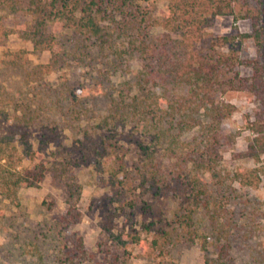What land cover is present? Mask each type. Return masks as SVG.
Here are the masks:
<instances>
[{
    "label": "trees",
    "instance_id": "16d2710c",
    "mask_svg": "<svg viewBox=\"0 0 264 264\" xmlns=\"http://www.w3.org/2000/svg\"><path fill=\"white\" fill-rule=\"evenodd\" d=\"M151 1L0 0L3 9L30 17L19 35L30 41L35 51L51 54L47 62L27 67L25 61H30L21 52L13 53L7 61L25 68L29 87L21 99L7 95L13 103L14 119L0 135V194L16 202L21 188L39 187L50 173L64 186L68 222L78 221L82 186L75 169L83 164L100 171L107 167L111 187L143 194L155 191L158 198L172 192L175 197L171 219L155 202L143 200L141 226L144 232L155 234L151 242L155 249L177 240L199 244L205 254L212 247L219 248L220 257L207 256L206 264H221L237 228L231 215L234 208H240L239 217L244 222L253 216L264 218V201L244 198L242 193L243 187H259L264 182V162L233 172L221 167L224 153L234 150L240 134L222 126L236 105L218 98L227 91H247L264 104V64L257 58L243 57L236 49L248 37L261 44L259 18L250 7L253 0H170L165 11L151 8ZM221 15H234L236 20L252 18L254 32L214 36L205 49L201 48L199 43L206 40L208 29ZM56 20L64 21L71 30V50L63 46L56 49L57 35L51 28ZM156 25L166 32L156 35L152 30ZM14 32L0 25V43ZM135 53L142 62L140 71L122 88L104 93V112H92L87 121L94 123L84 127L77 123L89 112L81 97L71 99L63 94L61 100L54 101L48 96L38 107L37 86L32 83L45 75L73 61L86 63L84 57L94 61L97 56L115 63ZM243 67L251 73L243 74ZM99 77H105V72L100 70ZM251 125L256 135L246 151L234 155L260 163L264 106L258 107ZM67 127L74 132L70 145L64 142ZM36 131L40 135L34 147L30 137ZM133 151L137 159L129 164ZM26 158L34 162L32 166L24 165ZM120 206L104 211L102 234L121 244L141 243L140 235L128 240L113 231L124 204ZM199 216L205 219L204 228ZM89 255L83 238L78 237L66 258L74 263Z\"/></svg>",
    "mask_w": 264,
    "mask_h": 264
},
{
    "label": "rangeland",
    "instance_id": "374dc122",
    "mask_svg": "<svg viewBox=\"0 0 264 264\" xmlns=\"http://www.w3.org/2000/svg\"><path fill=\"white\" fill-rule=\"evenodd\" d=\"M170 0H152L151 8L165 11ZM255 15L259 18V27L262 30L261 44H257L254 37L245 40L236 46L238 53L243 57L257 58L264 64V0H253L250 5ZM239 7L236 11H239ZM30 17L20 13H11L0 7V25L15 29L14 33L4 38L0 43V135L4 134L9 125L13 123V103L8 102L7 95L15 94L17 99L25 97L28 91L26 84L28 77L25 68L8 64L13 58V53L21 52L25 61V67L47 62L51 56L50 51L37 52L33 44L23 39L18 31ZM51 28L57 35L58 45L71 50L69 42L71 30L64 21L56 20L51 23ZM156 35H162L166 29L161 25L153 27ZM254 32V20L252 18L236 20L234 15L218 16L213 26L208 29L206 40L199 43L205 49L214 36L236 35ZM0 38L1 35H0ZM3 39V38H2ZM227 49V48H226ZM86 63L70 62L64 68L55 70L42 78L40 82H34L37 86V105L50 96L54 101L61 100L64 95L69 98L81 97L87 116L78 121L81 127L94 115L103 113L107 102L104 93L107 90L120 89L125 81H133L142 67L138 54H128L117 62L106 61L97 57L94 61L84 57ZM105 72V77H99V71ZM243 74H250V68H241ZM46 83V85H45ZM51 88L48 90V88ZM127 92V91H126ZM218 98L236 105V111L222 126L226 131H238L239 136L233 151H226L221 162L225 171L244 170L264 162V153L260 163L252 158L236 157L234 154L244 152L256 135L251 129V123L256 119L259 106H264L261 101L247 91H227L220 93ZM65 103V100L62 101ZM262 108V107H261ZM57 113L60 108L56 109ZM60 113V112H59ZM6 114L9 122L6 121ZM20 114V112H18ZM59 115V114H58ZM57 119H60L59 116ZM88 125V124H87ZM64 142L70 145L74 138L71 128L64 130ZM193 132L186 137L193 136ZM39 133L36 131L30 142L34 147L38 145ZM137 159L133 151L129 164ZM33 161L26 158L24 165L32 166ZM100 171L91 164H83L75 169L78 182L82 186L81 197L77 203L78 211L82 216L78 221L68 222V205L65 201V190L61 182L53 180L50 173L39 187H23L19 191V199L14 202L0 194V264H206V257L214 259L220 257L219 248L212 247L207 254L201 250L199 244L185 243L177 240L173 244H164L161 250L152 245L154 233L142 230L141 209L144 201H153L157 208H163L168 219L173 216V210L177 205L172 192L154 195L155 191H147L145 194L137 191H125L109 185V171ZM238 186V184H235ZM244 198L251 197L264 201V182L259 187H243ZM136 203L132 205V203ZM120 216L115 220L114 232L124 234L122 239L130 240L133 235H140L141 243L128 242L121 244L118 240L104 236L100 221L104 218L106 209L121 207ZM234 208V207H233ZM231 213L237 224L233 229L229 241L231 247L225 257L221 256V264H264V218L253 216V220L240 218V208H234ZM264 209V205H263ZM248 210H251L248 208ZM255 217V218H254ZM199 224L204 228L205 219L199 216ZM252 227V230L250 228ZM127 235H129L127 237ZM78 237H82L85 247L90 255L77 258L74 263L66 257ZM164 241V240H162ZM227 240H224V243ZM223 257V258H222Z\"/></svg>",
    "mask_w": 264,
    "mask_h": 264
}]
</instances>
